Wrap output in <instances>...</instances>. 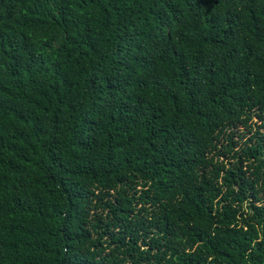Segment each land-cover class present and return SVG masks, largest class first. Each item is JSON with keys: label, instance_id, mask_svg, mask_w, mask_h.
<instances>
[{"label": "trees", "instance_id": "16d2710c", "mask_svg": "<svg viewBox=\"0 0 264 264\" xmlns=\"http://www.w3.org/2000/svg\"><path fill=\"white\" fill-rule=\"evenodd\" d=\"M0 264H264V0H0Z\"/></svg>", "mask_w": 264, "mask_h": 264}]
</instances>
